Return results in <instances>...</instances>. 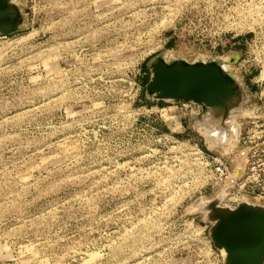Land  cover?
<instances>
[{
    "label": "rangeland",
    "instance_id": "374dc122",
    "mask_svg": "<svg viewBox=\"0 0 264 264\" xmlns=\"http://www.w3.org/2000/svg\"><path fill=\"white\" fill-rule=\"evenodd\" d=\"M7 1L21 20L0 32V264H222L214 213L241 202L194 156L244 165L264 0ZM163 53L224 59L242 90L233 116L147 95Z\"/></svg>",
    "mask_w": 264,
    "mask_h": 264
},
{
    "label": "water",
    "instance_id": "95a60500",
    "mask_svg": "<svg viewBox=\"0 0 264 264\" xmlns=\"http://www.w3.org/2000/svg\"><path fill=\"white\" fill-rule=\"evenodd\" d=\"M20 20L18 10L6 0H0V32L6 34L17 30ZM149 67L145 91L156 100L192 101L203 108L204 105H224L242 91L215 60L165 63L159 54ZM239 172L240 168H237L236 174ZM210 238L215 248H223L227 253L222 264H262L264 207L241 202L232 210L216 213Z\"/></svg>",
    "mask_w": 264,
    "mask_h": 264
},
{
    "label": "built area",
    "instance_id": "2783aa9c",
    "mask_svg": "<svg viewBox=\"0 0 264 264\" xmlns=\"http://www.w3.org/2000/svg\"><path fill=\"white\" fill-rule=\"evenodd\" d=\"M262 97L260 94L261 100L264 99ZM176 104L180 106L179 110L182 116L188 112L195 113L194 107L199 106L191 101ZM259 111L260 114L255 115L256 110L253 109V112H249V116L244 121V130L238 140L244 165L238 174H236V169H230V163L220 154L199 151L195 152L194 156V158H204L210 174L219 180L227 181L229 187L236 190V197L233 199L236 201V205L237 202H242L245 199L264 202V105ZM179 125H181L180 122Z\"/></svg>",
    "mask_w": 264,
    "mask_h": 264
},
{
    "label": "bare ground",
    "instance_id": "6f19581e",
    "mask_svg": "<svg viewBox=\"0 0 264 264\" xmlns=\"http://www.w3.org/2000/svg\"><path fill=\"white\" fill-rule=\"evenodd\" d=\"M6 2L8 3V1L6 0ZM10 23H12L13 24V22H11L10 21ZM17 25V24H16ZM161 59L165 62V63H170V62H172L173 61V59L167 54V53H163V54H161ZM180 60V59H179ZM198 61H202V62H207V61H209V59H205V58H201V59H199ZM219 65H220V67L223 69L225 66H224V59H217V61H216ZM224 70V69H223ZM240 93V92H239ZM239 93L237 92L236 94H237V96L236 95H234L235 97H237L236 99H237V102H236V104L238 103V100H239V98H240V95H239ZM242 97V96H241ZM230 100V99H229ZM232 100V99H231ZM192 102V101H191ZM232 102V101H231ZM235 104V105H236ZM238 106V105H237ZM234 108H235V106H234ZM236 109V108H235ZM203 110H204V112H203V114H204V116H208V115H212V114H214V115H219V114H222L224 117H225V115H231L232 114V112H233V106H230V105H227V104H225V105H221V106H207V105H204L203 106ZM237 110V109H236ZM240 109H238V111H239ZM235 111V110H234ZM238 113V112H237ZM237 113H234V114H237ZM246 113V112H245ZM203 114H201V115H203ZM240 114V113H239ZM243 114V113H242ZM202 117V118H206V117ZM233 115H231V117H232ZM222 117V116H221ZM221 117H219L220 118V120H222L221 119ZM218 118V119H219ZM227 118V117H226ZM225 118V119H226ZM194 119V118H193ZM198 119V118H197ZM212 119V118H211ZM217 119V118H216ZM224 119V120H225ZM205 120V119H204ZM213 120H215V117H214V119ZM212 120V121H213ZM227 120V119H226ZM202 121V120H201ZM200 121V122H201ZM208 121V120H207ZM223 121V120H222ZM233 121V120H232ZM199 122V123H200ZM210 121H208V123H209ZM196 123V122H195ZM205 123V122H204ZM197 124H198V122H197ZM196 124V125H197ZM217 123H215V125H216ZM200 125V124H199ZM209 125V124H208ZM210 125H212V124H210ZM225 125V124H224ZM201 126V125H200ZM202 126H203V122H202ZM201 126V127H202ZM205 126V125H204ZM214 126V125H213ZM215 127V126H214ZM206 128V127H205ZM221 128V127H220ZM225 128V127H224ZM209 129V128H208ZM216 129H217V127H216ZM230 129V128H229ZM228 129V130H229ZM237 129V128H236ZM222 130V129H221ZM239 130V129H238ZM205 131H206V129H205ZM205 131H204V134L207 136V133L208 132H206L205 133ZM212 133H214V131L212 132ZM212 133H209V134H212ZM216 133V132H215ZM215 133H214V136H215ZM208 134V135H209ZM210 137V136H209ZM218 137V136H217ZM221 137V136H220ZM205 138V137H204ZM207 138V137H206ZM214 138H216V137H214ZM210 139V138H209ZM219 139V138H218ZM223 139V138H222ZM228 139V138H227ZM226 139V140H227ZM221 140V139H220ZM233 140V139H232ZM216 142V141H215ZM219 142V141H218ZM233 142V141H232ZM222 143V142H221ZM227 143V142H226ZM220 144V143H219ZM243 203V202H242ZM207 207V206H206ZM201 209V208H200ZM206 210V209H205ZM213 210V209H212ZM217 210H219V211H224V210H230L229 208L227 209V208H223V209H221V208H219V209H217ZM216 210V211H217ZM210 211V210H209ZM211 215V214H210ZM216 215V213H214V216ZM211 219V218H210ZM221 252H222V255H224V259H225V257H226V251L223 249V248H220L219 249ZM262 264H264V260L262 261Z\"/></svg>",
    "mask_w": 264,
    "mask_h": 264
}]
</instances>
